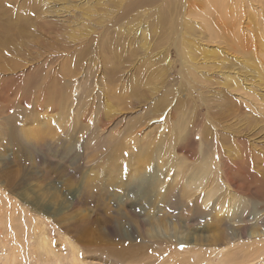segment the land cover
I'll use <instances>...</instances> for the list:
<instances>
[{
	"label": "rangeland",
	"instance_id": "374dc122",
	"mask_svg": "<svg viewBox=\"0 0 264 264\" xmlns=\"http://www.w3.org/2000/svg\"><path fill=\"white\" fill-rule=\"evenodd\" d=\"M216 142L264 167V0H0V264H264L261 169L239 216L140 210Z\"/></svg>",
	"mask_w": 264,
	"mask_h": 264
},
{
	"label": "bare ground",
	"instance_id": "6f19581e",
	"mask_svg": "<svg viewBox=\"0 0 264 264\" xmlns=\"http://www.w3.org/2000/svg\"><path fill=\"white\" fill-rule=\"evenodd\" d=\"M212 1L215 4H218L219 2V0H212ZM193 43L194 42H189V45H191L190 47L197 48ZM204 53L205 56V55H210V53L213 52L205 51ZM192 58L194 57H190V60ZM213 144H208L207 148H201L199 153L197 154V157L182 156L181 154L175 151L174 152L161 151L159 153L158 152L154 153L153 160L157 162V165L149 166L148 164L149 167H147L144 170L145 172L143 171L144 173L141 175L143 177L149 176V179H147L148 183H145V185L143 184L144 186L142 187L143 190H141V195L142 192H146L145 196L147 195L148 192L151 193H150V197L147 195L148 198L146 197V199H143L148 202H146V206L143 205L144 206L143 209L140 210L146 213L149 211L148 210L149 207L155 205L157 206L160 204L165 207L166 206L168 207L170 202L172 201L169 200L168 195H165L162 198L163 191L168 189L167 193H170L179 188L181 189V192L178 196L179 201L177 204L180 206L182 210L187 209V212H189L188 216L190 218L192 217L205 218V216H210L212 219L215 217L226 218L227 217L226 215H232V214L238 215V213L240 212V211L238 212V209H240V207L244 208L246 203L248 202V195H250V197H253L252 193L250 192L253 189L247 187L246 182H243L242 184H239V182L237 183L236 181L238 180L237 179L238 176L235 177L237 174L234 173L233 170L235 169L238 172V170L243 171L244 169L245 173L243 172L244 173L243 176H245L250 174L256 175L255 171L261 169L262 174L264 175V167L260 162H258L262 157L253 152L250 155V157L247 159L246 158L247 154L243 152V154H241L243 155L242 159L238 160L237 159L238 157L233 159L230 158V156L228 155L229 153L226 154L224 149H222L219 146V142ZM212 147L213 150L211 151ZM230 154H232L231 151ZM136 159L137 161L133 163L134 166L137 162L140 161V159H138V155H136ZM160 159H162V161H160ZM245 160H249V163ZM126 162L127 163L131 162L130 158H128ZM102 165L103 168H105L104 165H106L107 167V164H102ZM141 168L142 167L140 165L139 166L137 165L135 167L133 174L134 176H137V178H139V174L137 172H139ZM125 174H126L125 170H122L121 172L118 171L117 176L120 175L122 177V175ZM118 179H122V178L118 177ZM93 182L94 179L93 181H91V183ZM127 182L128 181L122 182L120 180L119 185L126 186ZM116 185H118V183H116ZM158 186H160L161 189L160 187L156 188ZM117 188L119 187H116V189ZM250 199L252 203L251 202L247 203L248 204V206L246 205L247 209L251 207L253 208V205L254 207L255 206L258 207L259 205L257 206L255 204L261 203L256 199L253 198ZM262 203L264 204V202ZM241 212L244 213L245 211H241ZM253 249H251L252 251L249 250L247 252V254L250 253L249 254L250 260L263 258L264 256L263 245H259L258 247ZM244 251L246 252L247 250ZM226 255L227 257L228 256L231 257L233 254L230 253V251H226ZM232 258H235V256Z\"/></svg>",
	"mask_w": 264,
	"mask_h": 264
}]
</instances>
